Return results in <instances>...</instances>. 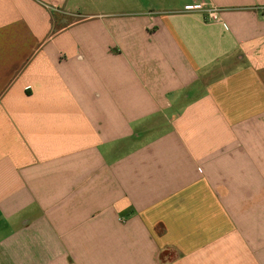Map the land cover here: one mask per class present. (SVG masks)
Wrapping results in <instances>:
<instances>
[{"label": "crops", "instance_id": "1", "mask_svg": "<svg viewBox=\"0 0 264 264\" xmlns=\"http://www.w3.org/2000/svg\"><path fill=\"white\" fill-rule=\"evenodd\" d=\"M0 264H264V0H0Z\"/></svg>", "mask_w": 264, "mask_h": 264}, {"label": "built area", "instance_id": "2", "mask_svg": "<svg viewBox=\"0 0 264 264\" xmlns=\"http://www.w3.org/2000/svg\"><path fill=\"white\" fill-rule=\"evenodd\" d=\"M185 11H201L204 12L210 21H218V10L216 8L206 7L204 4H198L194 6H187Z\"/></svg>", "mask_w": 264, "mask_h": 264}]
</instances>
